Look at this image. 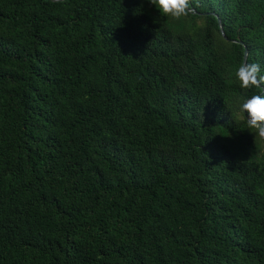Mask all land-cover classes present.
<instances>
[{
    "label": "trees",
    "instance_id": "obj_1",
    "mask_svg": "<svg viewBox=\"0 0 264 264\" xmlns=\"http://www.w3.org/2000/svg\"><path fill=\"white\" fill-rule=\"evenodd\" d=\"M193 8L0 0V264H264V0Z\"/></svg>",
    "mask_w": 264,
    "mask_h": 264
},
{
    "label": "clouds",
    "instance_id": "obj_2",
    "mask_svg": "<svg viewBox=\"0 0 264 264\" xmlns=\"http://www.w3.org/2000/svg\"><path fill=\"white\" fill-rule=\"evenodd\" d=\"M165 17L181 20L193 11V0H148ZM242 89H256L258 94L252 95L239 106V114L246 120L248 129L264 140V75L257 62L241 63L234 73ZM246 114V115H245Z\"/></svg>",
    "mask_w": 264,
    "mask_h": 264
},
{
    "label": "water",
    "instance_id": "obj_3",
    "mask_svg": "<svg viewBox=\"0 0 264 264\" xmlns=\"http://www.w3.org/2000/svg\"><path fill=\"white\" fill-rule=\"evenodd\" d=\"M49 1L54 2V1H61V0H49ZM217 22H218L219 33H220V35H221L222 37H224V36H223V32H222L221 25L219 24V21H217ZM245 56H246V51L243 52V61H242V63H244V61H245Z\"/></svg>",
    "mask_w": 264,
    "mask_h": 264
}]
</instances>
